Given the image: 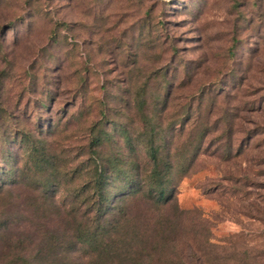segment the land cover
<instances>
[{
    "label": "rangeland",
    "instance_id": "rangeland-1",
    "mask_svg": "<svg viewBox=\"0 0 264 264\" xmlns=\"http://www.w3.org/2000/svg\"><path fill=\"white\" fill-rule=\"evenodd\" d=\"M150 143L176 165L165 207L147 195ZM95 158L126 264L143 247L150 264L244 257L264 231V0H0V264L51 231L58 257L121 264L69 243Z\"/></svg>",
    "mask_w": 264,
    "mask_h": 264
},
{
    "label": "trees",
    "instance_id": "trees-1",
    "mask_svg": "<svg viewBox=\"0 0 264 264\" xmlns=\"http://www.w3.org/2000/svg\"><path fill=\"white\" fill-rule=\"evenodd\" d=\"M188 120V119H187ZM207 126H203L198 131V144L193 147V150H198L200 145L204 142V139L209 133ZM97 143V139H96ZM230 147H232L230 145ZM159 147L150 143L148 146V155L150 157L151 169L149 171L148 179L150 185L147 187V195L155 200V202L162 205H156L157 207H165L169 200L172 199V185L171 178L175 169V162H172L170 158L166 157L165 160H160ZM93 173L94 176L91 179L92 193L95 195V199L92 197L88 202V205H71L69 208V215L73 216L74 222H70L71 237L73 240L69 241L72 245L73 251L77 246H81L87 250L90 256H94L96 260L103 261L117 257L121 264H126L131 259L129 256V248H127L125 241L130 238L129 227L125 225L127 219L126 212L120 205H111L106 200L104 193V181L108 179V169L105 167L98 158L93 160ZM3 182V181H1ZM4 182L0 183V193L2 192ZM56 207L57 211L59 206ZM84 208L83 210L81 208ZM36 208L45 212V205H36ZM37 211V210H36ZM10 217L5 213L0 212V231L7 227ZM58 232H48L45 234L42 241L40 250H37L33 254L30 252L19 256L14 264H77L70 262L68 257L59 256L62 249V240L64 235L57 236ZM63 233V232H61ZM258 235V239L255 238L253 246L249 249H244L243 256L238 257L236 253L232 251V255L227 257L223 262V257L217 256L213 261V264H264V231ZM134 238H140L139 232L133 233ZM66 237V236H65ZM207 244L211 247H215V242L207 240ZM40 246V247H42ZM217 248V247H216ZM254 250V251H253ZM53 252H58L52 254ZM64 249H62V254ZM133 264H150L149 260L145 257V248L137 249ZM222 259V261H221ZM228 260V261H227ZM228 262V263H227ZM97 264H100L99 262ZM154 264H160L159 262Z\"/></svg>",
    "mask_w": 264,
    "mask_h": 264
}]
</instances>
